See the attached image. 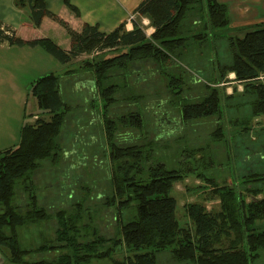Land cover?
<instances>
[{
	"label": "trees",
	"instance_id": "1",
	"mask_svg": "<svg viewBox=\"0 0 264 264\" xmlns=\"http://www.w3.org/2000/svg\"><path fill=\"white\" fill-rule=\"evenodd\" d=\"M13 1L36 27L46 16L59 22L71 46L50 37L24 39L0 19L1 42L39 45L67 64L91 56L66 69L67 80L49 72L32 81L41 112L23 124L16 145L0 149L5 256L15 264H159L158 254L170 248L179 262L254 264L264 251V169L237 180L234 164L243 161V149L250 155L245 166L264 160V140L251 136L252 122L264 116V22L228 35L230 61L223 62L217 41L225 40L222 30L232 19L221 0H142L131 29L122 22L109 32L88 22L74 29L47 0ZM65 3L80 15L78 6ZM208 55L217 76L202 82L192 63ZM230 74L242 89L238 84L227 93L220 85ZM149 95L155 104L143 102ZM229 124L236 127L233 135ZM196 126L206 132L198 143L187 133ZM44 162L51 183L42 198ZM191 175L219 197L220 209L188 202L190 224L182 225L172 191ZM223 175L230 180L221 182ZM18 190L24 202H17ZM109 208L117 219L111 236L99 225ZM49 221L51 233L22 243L23 228ZM122 246L128 253L115 256Z\"/></svg>",
	"mask_w": 264,
	"mask_h": 264
},
{
	"label": "rangeland",
	"instance_id": "2",
	"mask_svg": "<svg viewBox=\"0 0 264 264\" xmlns=\"http://www.w3.org/2000/svg\"><path fill=\"white\" fill-rule=\"evenodd\" d=\"M229 1V5L232 6V10L234 11V18L231 16L232 23L229 25V28L222 30V33L225 36V40L217 41L219 55L223 62L230 61V55L227 54V50L225 49V47L228 45L227 36L231 34L242 35L243 32H245V29H248L251 24L252 26H255L253 24L257 23L254 22L256 19H264V0ZM246 23L249 24V27H241ZM146 31L147 33H151L152 28L149 27V25H146ZM35 47V50L31 49L32 47H28L27 45H9V47H0V55H12V88H0V147L2 145H7L5 144L6 142L9 143L8 146L16 145L20 140V131L23 124L34 123L38 114L41 112L35 96L31 93V83L33 80L49 72H54L58 75L63 76L66 69L78 64L79 61L84 57L91 56V54H83L78 59H75L73 64H67L58 60L42 46ZM208 56L209 57H206L203 60L194 61L192 63V66H195L191 71L195 76L194 78H198L202 82H205L206 80H213L217 76L216 73H214L213 64L208 59L210 58V55ZM229 76L230 80L222 83L220 86L223 87V89L227 93H232L234 88L237 87L239 83L234 79V74H230ZM63 80H67V78L63 76ZM76 80L81 79L76 78ZM156 83L157 82L155 81V84ZM0 84L3 87H8L5 75L1 73ZM193 88L198 87L194 86ZM238 88L242 89V87ZM84 90L85 89H83V91ZM154 98L155 97L149 95L143 102L155 104L158 99ZM95 113L98 112L95 111ZM227 114L226 115L229 118V111ZM252 126L253 129L251 132V136L252 138H254V141H258L260 139L264 140V133H261V131L264 130V116L255 118L252 122ZM227 128L229 130L228 134L233 135V133L235 132L234 128H236L235 125L229 124ZM151 129L155 131L154 127H151ZM190 129L187 133L189 134V136H191V138L193 139L191 140L195 143L201 142V140L206 138V132L203 127L196 126L195 132H191ZM4 131H8V139L4 135ZM256 131L259 134H257ZM99 142H103V138H100ZM245 152L246 151L243 149L242 153L240 154V157L243 158V161L237 160L238 158L236 159L237 164L236 166H234V170L237 171V180L240 179V175H243L246 172L248 173L250 171H259L261 169H264V160L262 161L258 158L244 167L243 162L248 159V156H250L244 155ZM100 156L103 157L102 155ZM42 165L44 166L41 170L42 172L38 175V184L40 195L43 198V196H47L48 191H50V189H48L45 185L50 184L51 182L48 178L50 177V175L48 177H46L47 175H45V172L47 174L49 173L47 171V168H49V163L44 162ZM97 176L100 178V171L97 173ZM224 177L225 176L223 175L220 181L228 182L231 178V175H228L225 178ZM201 183L202 181H200V179H198L194 175H191L185 181L177 182L175 185V189L172 191V194L176 196L178 201L177 214L182 225H185L187 223L190 224V219L185 212V204L188 202L200 201L206 203L209 210L217 211L220 209L219 197L212 195L209 190H205V187H198V185ZM24 201V192H20L18 190L17 202ZM100 217L101 220L99 225L101 229H103L104 232H107V236H111L112 234H114L117 229V219H115L114 217V210L111 208L104 210L103 212H101ZM52 222L54 221H49L41 227L33 225L23 228L21 230L22 243H37V241L40 240L41 232L45 233V231H47L48 234L52 232ZM170 252L171 251L169 248L158 254V259L160 262L159 264H192L190 262H179L175 260L172 256V253ZM127 253L128 251L126 250V248L122 246L121 250L115 253V256L123 257ZM95 264H110V260H96ZM254 264H264V251H262L261 257Z\"/></svg>",
	"mask_w": 264,
	"mask_h": 264
},
{
	"label": "crops",
	"instance_id": "3",
	"mask_svg": "<svg viewBox=\"0 0 264 264\" xmlns=\"http://www.w3.org/2000/svg\"><path fill=\"white\" fill-rule=\"evenodd\" d=\"M47 1L49 9L58 16L67 20L74 29L81 30L83 25L88 22L90 24H98L102 31L109 32L115 29L122 22H126L127 29H131L132 21H128V18L132 13H134L135 8L142 0H70L73 4L78 6L80 9V15H76L74 11L67 6L65 0ZM221 1L230 4L229 0ZM229 6L231 16L233 17L234 11L232 10V6ZM0 19L5 24L14 27L17 35L24 39L50 37L66 49H69L71 46V38L69 37L66 29L59 22L49 16H46L44 17L41 25L36 27L26 18L24 10L14 5L13 0H0ZM254 22H264V19H256ZM143 23L145 25H149V27L152 28V31L154 30V28L150 25L148 18L143 17ZM243 26H249V24H243L241 27ZM0 47H9V44L7 42L0 41ZM28 47H32L31 49L34 50L36 49L35 46ZM0 62V73L5 75V79L8 83V87H3L0 84V88H12V55H0ZM7 133L8 131H4L6 138ZM5 144L7 145H2L0 149L10 146H8L9 143L7 142ZM236 164L237 161H235L234 166H236ZM243 165L245 167L244 162ZM0 264H15L5 256L1 248Z\"/></svg>",
	"mask_w": 264,
	"mask_h": 264
},
{
	"label": "built area",
	"instance_id": "4",
	"mask_svg": "<svg viewBox=\"0 0 264 264\" xmlns=\"http://www.w3.org/2000/svg\"><path fill=\"white\" fill-rule=\"evenodd\" d=\"M133 18H135V13H132V14L129 16L128 21L131 22V20H132ZM259 77H260L261 80H263V79H264V74L262 73ZM239 87H242V85L239 84Z\"/></svg>",
	"mask_w": 264,
	"mask_h": 264
}]
</instances>
